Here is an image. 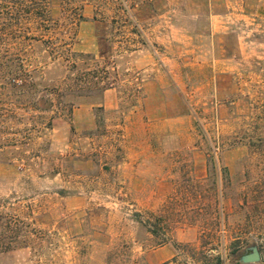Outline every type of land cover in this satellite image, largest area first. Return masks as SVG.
<instances>
[{
  "label": "rangeland",
  "instance_id": "374dc122",
  "mask_svg": "<svg viewBox=\"0 0 264 264\" xmlns=\"http://www.w3.org/2000/svg\"><path fill=\"white\" fill-rule=\"evenodd\" d=\"M49 2V42L0 44V264H246L253 245L261 261L248 264H264V0L236 14L247 55L219 63L229 94L211 83L204 2L160 3V17L157 0ZM171 25L197 48L171 42ZM157 69L188 123L145 106ZM18 71L28 87L7 83ZM42 97L47 111L33 107Z\"/></svg>",
  "mask_w": 264,
  "mask_h": 264
},
{
  "label": "crops",
  "instance_id": "0c3cea01",
  "mask_svg": "<svg viewBox=\"0 0 264 264\" xmlns=\"http://www.w3.org/2000/svg\"><path fill=\"white\" fill-rule=\"evenodd\" d=\"M190 0H157V14L160 17L161 10L159 8L160 3L162 5L167 4L173 12H175V7L179 3H185ZM192 2H204L205 12L208 14L209 26L207 30V40H208V49L207 56L213 57L212 66V86L215 88L217 93L229 94L231 92L232 87V79L233 72L231 73L229 70H226L224 67L220 68V62L230 61L231 58L235 56H246V46L247 43L244 37L237 32L234 27L236 21V14H238L239 10L244 12L247 10L249 3L253 0H191ZM259 10H262L264 4L257 6ZM174 8V9H173ZM241 8V9H240ZM198 11L195 14V17L200 16L199 7L196 8ZM161 23H157L156 28L160 30ZM173 29L172 35L169 37L171 42H178L179 44H189L191 47H195L197 44V40L200 35L189 34L187 30H185L182 26L171 25ZM157 30V32H158ZM159 33V32H158ZM174 33V34H173ZM235 37V50L231 47H228L226 43V39L229 37ZM160 38V37H159ZM222 56V57H220ZM142 56H135V65L137 69L144 68L147 66H154V58L151 56V59L147 58V64L143 63ZM153 59V60H152ZM169 63L174 61V57H166L163 59ZM165 66V65H164ZM224 66V64H223ZM169 73L172 70H168ZM166 72L161 71L160 69L155 70V74L153 78L147 81L143 86V93L145 95L144 102L146 107L153 106L159 110L157 115H160L162 120L161 122H165L166 117L173 121H186L188 123V117L185 112V108L179 99V96L172 95L170 98L166 99L165 97V88L164 85V76ZM231 88V89H230ZM109 101L112 102L111 94H109ZM108 104V101L106 100ZM172 107V113L166 116V107ZM165 118V119H163Z\"/></svg>",
  "mask_w": 264,
  "mask_h": 264
},
{
  "label": "trees",
  "instance_id": "16d2710c",
  "mask_svg": "<svg viewBox=\"0 0 264 264\" xmlns=\"http://www.w3.org/2000/svg\"><path fill=\"white\" fill-rule=\"evenodd\" d=\"M49 1L50 0H0V44H3V42L9 43L10 41L17 43V45H23L26 42H28V44L32 42H49L48 40H44L46 33L50 30L49 24L53 21L49 11ZM82 21H85V18L80 14L78 22ZM11 48H13V46H11ZM13 49L18 51L16 48ZM9 52L11 56L16 53H11V50H9ZM16 74L18 75L14 77L9 76L13 83L9 77L6 78L8 80L7 83L12 85V87H28V84L23 83L22 79H19L21 84H17V77L24 75L25 72L21 71ZM51 106L52 102L47 97H42L33 104V107L41 111H47ZM134 221L145 227L148 233L158 240L159 246L173 242L171 237L161 233L163 228L160 218L155 219V221L143 220L140 214H135ZM258 249L260 251V248ZM199 264H224V261L221 256H217L212 262H201Z\"/></svg>",
  "mask_w": 264,
  "mask_h": 264
},
{
  "label": "water",
  "instance_id": "95a60500",
  "mask_svg": "<svg viewBox=\"0 0 264 264\" xmlns=\"http://www.w3.org/2000/svg\"><path fill=\"white\" fill-rule=\"evenodd\" d=\"M241 261L246 264L260 262L261 254L258 247L256 245L251 246L248 249V252L242 256Z\"/></svg>",
  "mask_w": 264,
  "mask_h": 264
}]
</instances>
